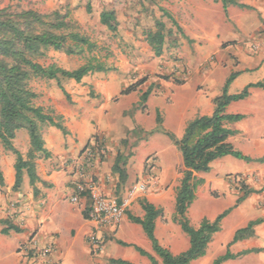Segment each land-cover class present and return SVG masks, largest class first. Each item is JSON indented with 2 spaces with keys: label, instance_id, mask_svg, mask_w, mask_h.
Returning <instances> with one entry per match:
<instances>
[{
  "label": "crops",
  "instance_id": "crops-1",
  "mask_svg": "<svg viewBox=\"0 0 264 264\" xmlns=\"http://www.w3.org/2000/svg\"><path fill=\"white\" fill-rule=\"evenodd\" d=\"M238 3L249 8L240 9L235 6L227 8L229 22L233 23L239 31L235 34L230 32L226 39L229 42L245 41L249 30L253 27L260 28L261 19H264V0H239ZM241 11L253 12L257 18L256 22L249 26L245 24L242 21L244 14ZM245 52L246 50H233L234 55L238 58V64L237 66L229 65L225 70L226 75L238 72L239 75L233 81L235 82L244 73L257 72L260 73L262 77L260 81H262L264 79V48L254 56H247ZM226 75L221 78L222 84ZM198 82L195 78H191L186 83L175 86L172 89L174 95L170 104L166 103L165 98L160 97L156 100L150 94L144 104L147 117L142 114V107L139 104V96L143 93L139 91L141 86L129 95L120 96L115 102H112L111 98L101 96L89 98L86 96L88 94L86 90L80 93L84 96L77 97V93H74V96L71 97V105H67L65 102L61 107L55 105V115L61 117L67 134L63 135L56 128L49 126L41 128L44 149L48 153V157L45 158L42 154H37L35 174L38 182L35 183L34 188L29 185L28 178L24 173L20 189L11 193L10 200L13 199L18 205L14 209L15 215L8 221L18 227L20 232L9 231L7 235H2L1 230L4 226L0 225V235L3 236L0 238V264H31L27 263L24 254H26V249L32 250V242L53 244V252L48 260L50 264L96 262L95 259L88 256L89 249L85 244V238L93 228L83 215L87 210L88 200L85 197H79L78 202L70 203V198L76 194V184L87 181L93 182L103 193L115 196L118 180L112 174V166L116 155L121 154L118 151V142L133 137L132 135H136L140 130L149 134V137H147V142L141 139L139 148H145L146 151L155 153L158 160L157 165H152L154 178L150 180L152 188L148 189L146 193L130 199L126 212L141 218L143 212L139 206V200H146L156 208L162 209L164 213L165 206L174 203L175 189L181 178V174L176 173L175 165L171 160L175 147L164 137V132L180 138L188 122L196 117L212 114L213 99L222 92L223 85L219 86L216 81L214 82L208 77L203 80V84L208 85V91L201 95L196 92ZM126 87L120 86L119 93ZM156 111L159 112L162 120L160 127H157L155 122ZM225 112L244 116L243 120L226 125L228 129L235 132L233 136L229 137L228 142L232 146L237 145L238 149L233 147L243 155L253 160L261 159L262 162L246 163L231 156L215 160L208 173L196 174L198 179L203 180V184L197 187L195 200L187 210V214L195 210L197 223H200L204 218L213 221L217 215L230 209L228 215L220 223V231L212 236L207 251L212 243L218 247L224 245L226 250L236 230L245 227L250 221L261 220L262 223L254 228L252 238L238 241L228 247L231 254L252 249L261 251L228 260L223 264H248V262L264 264V206L260 203L264 199V91L257 88L249 89V96L246 99L231 103ZM21 132L20 130L16 133L13 142H16ZM162 140L164 143L160 142ZM102 142L105 143L106 148L111 150L99 163L92 161L89 164L91 166H88L83 160L84 150L101 145ZM132 146L134 148V145ZM23 147L27 149L29 142L25 141ZM14 148L16 149V145ZM139 148L135 147L134 150H139ZM178 162L183 169L180 154L177 155L176 163L178 164ZM132 166L125 165L124 167L126 175H129L128 178L131 176L130 167ZM137 168L141 169L142 165H137ZM0 169L4 178L3 189L10 192L14 183L13 165H6V172L1 165ZM239 183L252 190L253 193L237 203L243 195L238 187ZM33 189H35V193H33ZM210 192H216L220 198L214 200L211 198ZM4 202L0 201L2 208L6 205ZM214 205L215 207L219 206L220 212H214ZM161 220L162 217L155 221L154 233L157 240L159 239L158 231ZM114 229L107 228L103 232H105L104 234L116 232L115 238L118 237L119 240H125L132 244H134L132 241H138L137 244L147 241L141 228L129 222L126 216L117 231ZM166 230L174 231L178 235V232L173 228L167 227ZM138 247L142 248V246ZM17 249L20 250L18 254L16 253ZM142 249L153 254L151 247ZM224 252L213 257L211 262Z\"/></svg>",
  "mask_w": 264,
  "mask_h": 264
},
{
  "label": "rangeland",
  "instance_id": "rangeland-1",
  "mask_svg": "<svg viewBox=\"0 0 264 264\" xmlns=\"http://www.w3.org/2000/svg\"><path fill=\"white\" fill-rule=\"evenodd\" d=\"M86 2L87 0H0V8H8L10 11L15 12L32 10L47 15L59 10L61 13H67L68 19L72 23L71 29L88 38L96 46L92 53L85 51L81 55H65L47 51L44 57L37 59V62L43 66L54 64L64 70L72 71L94 57L100 62L114 66L116 69L113 72L89 75L83 78L80 83H75L72 80H61V86L69 95L68 100L58 89L55 81L32 79L29 86L37 94V98L33 103L35 106L41 107L44 112L55 115V105L61 107L64 102L71 105V97L74 96V93H77V97H80L84 96L80 93L86 90L88 91L86 96L89 98L101 96L111 98V101L115 102L120 97V86L123 88L142 79H144V83L139 91L144 92L151 85L153 98L158 100L163 97L166 99L167 104L171 103L174 95L172 89L179 85L176 84V80L184 84L187 80L195 78L199 81L196 85V92L204 95L208 91V85H204L203 80L209 77L214 82L216 81L219 86L224 85L226 79L222 84L221 78L226 75L225 70L228 69L229 65L237 66L238 58L234 55L233 50H246L247 56H254L264 48V19H261L260 28L253 27L249 30L245 41L229 42L226 39L230 32L235 34L239 31L233 23L229 22V13L225 16L221 5L214 2V0H89L91 7L89 12L86 11ZM161 10L167 11L173 17L184 31L186 38L179 39L174 46L164 45L162 55L155 57L146 43L145 33L153 30L155 21H160L167 28H170V22L163 16ZM102 11L114 12L118 23L116 32L107 30L99 23V14ZM241 12L244 14L242 21L245 24L249 26L256 22L257 18L253 12ZM228 75L226 76L228 77ZM261 79L260 73H244L228 87V94H238L244 85L256 83ZM142 114L147 117L146 109L142 110ZM21 131L20 136L13 144L15 143L14 146L16 145V150L20 152L23 159H26L29 147L24 149L23 143L25 141L29 142V138L25 130ZM132 136L118 142V151L126 158V165H133L130 167V178H128V175L126 182L120 185L118 189L116 188L115 197L119 201L125 199L128 190L137 183L144 182L147 183L148 189L152 188L150 184L151 178L154 179L152 165H157L158 160L155 153L148 152L145 148H139L141 139L147 142L149 134L140 130L139 133ZM164 137L169 143L171 142L165 134ZM163 141L160 142L164 143ZM101 145L105 151L102 158H105L107 152L111 149L106 148L104 142ZM132 145H134V148ZM171 145H173L172 142ZM233 146L238 149L237 145ZM135 147H138L139 150L135 151ZM174 149L171 160L175 165L176 173L181 174V166H179V162L176 163L179 152L176 147ZM130 158L131 160H129ZM242 163L246 165L244 162ZM13 164L14 156L4 151L0 144V165L6 172L5 166ZM137 165H142V168L138 169ZM238 187L240 188V185ZM12 192V190L8 192L0 186V201L6 203L3 208L0 206L1 220H6L5 218L11 220L10 217L15 215L14 209L18 204L13 199L10 200ZM210 196L214 200L220 198L216 192H210ZM200 203L203 204V202ZM260 203L264 206V199ZM173 210L174 203L165 206L158 231V242L173 255H176L187 249L188 238L179 230L178 224L173 221ZM215 211L220 212L218 205L214 208ZM186 217L190 225L197 228L199 223H197L195 210L186 213ZM118 227L114 230L117 231ZM167 227L173 228L178 232V235L174 231L166 230ZM104 233L99 234L103 240V252L97 256L90 255L88 252V256L96 260V262L90 264H109L111 259L127 260L133 264L147 263V260L137 254L133 248L122 247L116 241L127 244L132 243L119 240L118 237L115 238L114 234L116 232L112 234ZM0 238H3V236L0 235ZM110 242L112 243L109 244ZM132 242L134 243L132 245L136 244L142 246V248L150 249L147 241L141 244H137L138 241ZM36 243V249L32 242V250H25L26 254L24 255L27 258V263L50 264L48 260L53 251L51 250L47 257H40L38 250L47 243ZM85 244L87 246L86 238ZM225 248L224 245L218 247L212 243L206 256L191 264H210L211 259L217 254L223 253ZM19 252L20 250L17 249L16 253ZM251 263L248 262V264Z\"/></svg>",
  "mask_w": 264,
  "mask_h": 264
},
{
  "label": "trees",
  "instance_id": "trees-1",
  "mask_svg": "<svg viewBox=\"0 0 264 264\" xmlns=\"http://www.w3.org/2000/svg\"><path fill=\"white\" fill-rule=\"evenodd\" d=\"M238 1L214 0V2L220 3L225 16L229 6L240 9L249 8L238 3ZM90 9V2L87 0L86 11L89 12ZM161 12L170 22V28H167L160 21H155L153 30L145 33L146 43L155 57L162 55L164 45L174 46L179 39L186 38L173 17L165 10H161ZM99 23L111 32L117 31L118 23L113 11H102L99 14ZM71 27L72 23L68 19V14L61 13L59 10L42 15L32 10L15 12L8 8H0V144L4 151L14 156V183L11 188L13 192L20 189L24 173L31 187L34 188L35 183L38 182L34 159L37 158V154H42L45 158L48 157V153L44 149L41 128L49 126L56 128L63 135L67 134L62 125L61 117L44 112L41 107L34 105L33 102L37 98V94L31 90L30 81L32 79L55 81L58 89L68 100L69 95L61 86V80H72L75 83H80L83 78L89 75L116 70L114 66L100 62L94 57L72 71L64 70L54 64L43 66L38 63L37 59L44 57L47 51L65 55H81L85 51L92 53L96 49L94 43ZM238 75V72H231L228 75L221 94L213 99L214 110L211 115L199 116L188 122L179 139L164 132L181 156L183 169L179 185L175 189L173 221L178 224L181 232L188 238L187 249L173 255L167 248L159 244L154 232L155 221L163 215L162 209L156 208L146 200H139V206L143 212L141 218L125 212L127 220L141 228L153 254L136 245L121 241H116V243L122 247L133 248L137 254L147 260L146 264H191L205 256L212 236L220 231V223L228 215L230 209L217 215L213 221L202 219L197 228H193L186 217L187 210L195 200L197 187L203 184V180L198 179L196 174L208 173L215 160L226 156L246 163L262 162L261 159L253 160L243 155L228 142L229 137L233 136L235 132L228 129L226 125L239 122L243 120L244 116L227 114L226 108L231 103L246 99L251 88L264 91L263 79L255 84L246 85L238 94H228L229 85ZM143 83L144 79L137 81L123 89L119 95H129L137 91ZM176 84H182V82L176 80ZM151 92L152 87L149 86L139 96V104L142 110L145 109L144 104ZM155 122L157 127H160L162 120L158 111H156ZM20 130H25L29 138L26 159H23L20 152L13 146L16 133ZM125 159L121 154H117L112 166V174L118 180L117 189L127 179L124 169ZM0 186H4L1 170ZM240 190L243 195L237 203L253 193L241 183ZM33 193H35V189H33ZM83 215L87 218L85 211ZM261 223V220L250 221L245 227L236 230L224 254L216 257L211 264H223L228 260H234L250 253H259L260 249H252L231 254L228 247L238 241L252 238L254 228ZM0 225L4 226L1 230L2 235H7L9 231L20 232V229L12 225L7 219L0 220ZM109 264L133 263L122 259H111Z\"/></svg>",
  "mask_w": 264,
  "mask_h": 264
},
{
  "label": "built area",
  "instance_id": "built-area-1",
  "mask_svg": "<svg viewBox=\"0 0 264 264\" xmlns=\"http://www.w3.org/2000/svg\"><path fill=\"white\" fill-rule=\"evenodd\" d=\"M104 154L105 151L102 145H95L84 150L83 160L88 166H91L89 164L92 161L99 163ZM147 190V183H137L128 190L126 198L119 201L115 196L103 193L93 182L87 181L76 184V194L70 198V203L78 202L79 197H85L88 200L87 220L93 227V230L86 237L90 255L97 256L103 252V240L99 234L107 228L118 227L125 217L129 200L146 193ZM52 245V243H47L38 250V255L43 258L47 257L53 248ZM33 246L36 249L37 243L33 242Z\"/></svg>",
  "mask_w": 264,
  "mask_h": 264
}]
</instances>
